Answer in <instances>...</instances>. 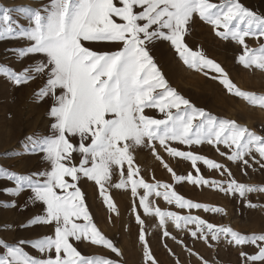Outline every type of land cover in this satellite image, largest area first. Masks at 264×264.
Segmentation results:
<instances>
[{
  "label": "snow or ice",
  "instance_id": "6c2138e0",
  "mask_svg": "<svg viewBox=\"0 0 264 264\" xmlns=\"http://www.w3.org/2000/svg\"><path fill=\"white\" fill-rule=\"evenodd\" d=\"M197 20L210 25L218 38L239 47L236 65L264 71V13L241 0H40L36 7L0 6V42H27L6 48V58L16 63L35 58L19 70L0 62V77L14 87L42 79L33 101H51L50 132L32 133L20 141V154L39 155L48 168L22 174L0 164V180L13 185L0 187V194L30 193L23 204L0 200V209L22 212L40 203L43 213L26 222L6 220L0 223V233L36 226L53 229L51 234L21 237L15 243L0 236V264H126L121 249L94 222L87 195L78 186L81 180L93 182L107 210L117 215L110 189L130 191L144 264H159L147 240L148 220L157 222L153 227L160 229L164 247L174 256L167 245L169 238L189 256L208 264L188 247L190 237L193 244L212 247L215 242L240 248L241 264H264V233L246 235L209 222L192 210L220 214L224 209L185 198L176 190L182 182L201 190L215 189L247 208L257 207L248 194H264V183L239 182L228 164L195 150L207 144L243 174L249 169L264 173V131L198 106L172 86L152 55L157 42H168L188 69L217 81L227 94L264 109V94L241 90L225 67L187 44ZM248 38H254L257 46L250 47ZM97 44L109 48L98 50ZM146 109L157 110L162 118L148 115ZM144 150L171 174L172 182L146 180L137 163L138 153ZM183 162H190L194 171H178ZM201 165L222 179L206 178ZM161 199L179 211L162 207ZM83 243L108 249L120 259L85 255L78 248ZM248 245L255 246L254 251H244ZM176 264H180L178 256Z\"/></svg>",
  "mask_w": 264,
  "mask_h": 264
},
{
  "label": "rangeland",
  "instance_id": "374dc122",
  "mask_svg": "<svg viewBox=\"0 0 264 264\" xmlns=\"http://www.w3.org/2000/svg\"><path fill=\"white\" fill-rule=\"evenodd\" d=\"M218 3L219 0H212ZM249 8L257 9L264 13V0H241ZM40 0H0V6L15 8L19 5L38 6ZM16 17V13H13ZM18 18V17H17ZM22 24L27 21L21 20ZM187 44L193 49H202L206 55L219 62L231 74V78L241 90L252 91L257 94H264V71L258 69H244L234 63L236 55L239 53V47L232 42H226L218 38L212 30V27L197 20L191 28L190 33L186 37ZM27 42L25 40H8L0 42V62L10 63L14 68L20 69L32 62L34 57H28L20 63H16L15 59H7L5 49L10 47H21ZM250 47H256L257 42L254 38H248ZM98 50H107L109 45L97 44ZM152 55L155 57L159 66L163 69L168 80L179 92L184 96L193 100L198 106L204 107L212 113L234 119L242 125H246L257 132L264 131V109L251 106L241 98L233 97L227 94L222 86L204 75L196 73L186 66L177 58L174 50L168 42H157L153 48ZM43 80L36 79L30 83L20 87H14L6 80L0 77V154L7 153L8 156L0 157V164L12 168L22 174L36 171H42L48 168V165L42 162L39 155H22L23 148L20 141L29 134L40 132L48 134L50 132V119L47 116L50 100L42 103L33 101V93L40 86ZM148 115L155 118H162L161 114L154 109L145 110ZM182 150H186V146H180ZM224 150V146H220ZM202 155L214 158L216 161L226 163L235 174V178L239 182L248 184L264 183V173L253 172L252 169L247 171V175L243 174L240 169L229 162L226 158H221L217 151L207 144L196 146L195 149ZM168 162L176 167V161L171 160L166 154H163ZM79 157L77 156V162ZM137 163L141 167L144 177L148 182L160 180L163 182H172L171 174L163 169L162 165L147 151H140L137 155ZM180 170H192L190 162L180 163ZM202 174L210 179H222L219 173L208 170L206 166L201 165ZM194 171V170H192ZM154 177V179H153ZM70 180V178H68ZM117 174L116 180L118 181ZM13 186L10 182L0 180V187ZM87 195V204L90 212L94 217V222L99 230L109 239L116 243V246L122 251V259L126 264H144L143 249L138 239V227L131 211L133 198L130 191L123 189H110V194L117 205L119 215L110 213L104 205L98 194V188L93 182L81 180L78 185ZM176 190L185 198L208 204L210 206H218L224 209L220 214L204 212L201 210H192L193 214H198L209 222L218 225L230 226L241 234L251 235L264 233V194L252 193L248 194V199L257 205L256 208H247L243 202L238 203L237 199L225 196L223 193L211 189L193 187L187 182L176 185ZM30 193L23 192L18 197H9L0 194V200L15 199L18 204H23L26 197ZM162 207L171 208V210L179 211L174 206H168L161 199ZM187 210H185L186 212ZM43 213V205L36 203L31 204L26 211L18 209L4 210L0 209V223L11 221L13 223L26 222L36 214ZM79 222V221H78ZM156 221L148 220L149 235L147 240L151 246L155 258L159 264H176V258L179 257L180 264H202L196 255L189 256L188 252L177 245L172 239L167 240L168 248H171L176 255H172L164 247L161 239L160 229L153 227ZM52 227L36 226L26 230L13 229L9 232L0 233V236L8 243H15L21 237H36L43 234H51ZM170 231L175 233V229L170 226ZM189 248L204 257L208 264H241L238 255L240 248L232 247L226 243L219 245L213 242V246L209 247L202 242L193 244L192 239H187ZM255 246H243L246 252L254 251ZM79 250L85 255H101L112 259H120L116 257L110 250L101 246H94L88 243L78 245ZM26 251L32 255H39L31 248Z\"/></svg>",
  "mask_w": 264,
  "mask_h": 264
}]
</instances>
